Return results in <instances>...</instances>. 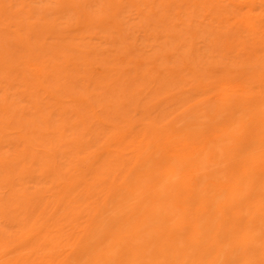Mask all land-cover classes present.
I'll return each instance as SVG.
<instances>
[{"label":"bare ground","instance_id":"6f19581e","mask_svg":"<svg viewBox=\"0 0 264 264\" xmlns=\"http://www.w3.org/2000/svg\"><path fill=\"white\" fill-rule=\"evenodd\" d=\"M0 264H264V0H0Z\"/></svg>","mask_w":264,"mask_h":264}]
</instances>
